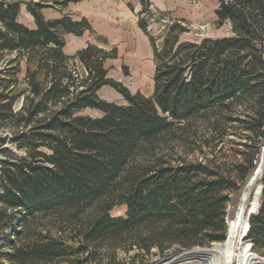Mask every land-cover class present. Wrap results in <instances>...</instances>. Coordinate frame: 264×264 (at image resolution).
I'll use <instances>...</instances> for the list:
<instances>
[{
  "label": "trees",
  "instance_id": "trees-1",
  "mask_svg": "<svg viewBox=\"0 0 264 264\" xmlns=\"http://www.w3.org/2000/svg\"><path fill=\"white\" fill-rule=\"evenodd\" d=\"M22 3L34 28L17 20ZM140 4L138 25L155 61L150 96L106 76L104 61L116 56L115 49L87 43L72 56L63 51L66 33L91 31L85 18L46 19L42 0H0V53H16V61L22 52L45 49L48 55L38 57L35 67L49 83L39 87L28 68L29 91L18 110L14 103L23 92L0 91V122L12 121L0 143L24 151L17 155L5 146L0 158V226L6 231L0 264L65 258L98 264L101 247L137 249L146 260L226 238L229 193L246 180L264 142V0H218L216 24L228 21L231 34L199 42L181 40L186 28L173 20L161 46L148 29L151 0ZM76 58L86 70L78 91L71 88L78 75L68 64ZM105 84L127 104L100 98ZM87 107L103 114H81ZM233 127L246 132L237 143L245 149L237 150L242 159L233 170L221 173L208 155ZM261 180L260 204L248 217L244 238L264 254V157ZM117 205L126 206L125 216L110 214Z\"/></svg>",
  "mask_w": 264,
  "mask_h": 264
},
{
  "label": "rangeland",
  "instance_id": "rangeland-1",
  "mask_svg": "<svg viewBox=\"0 0 264 264\" xmlns=\"http://www.w3.org/2000/svg\"><path fill=\"white\" fill-rule=\"evenodd\" d=\"M25 2L35 1V0H24ZM164 2V0H160ZM45 6L41 9L43 16L46 19H49L51 14H55V10L59 8H55L54 0H42ZM167 3L164 2L162 7L158 8L154 4L151 3V11L152 15L147 17L148 21V29L150 33L156 39V42L159 46H161L164 36L168 32V28L173 20L181 19L182 24L185 26L186 30L180 34V39L183 41H196L199 42L204 37H220L231 34V27L228 21L224 22L221 26H217L216 24V14L215 9L218 5V0H167ZM158 11L166 12L167 15L162 16L158 13ZM62 13L60 11L61 16ZM17 20L27 27L34 28V20L32 15L27 10V7L24 3L20 5V10L17 16ZM20 58L16 61H13V58L16 56V53H0V91L7 93L10 91V94H16L19 92H23L20 97L14 103V109L18 110L22 103L24 96L27 95L29 91V83L26 78L27 69L29 68L30 72H36V81L39 82V87H45L49 83L46 82V76L44 75L42 70H39L35 67L37 63V58L42 56L45 57L48 55V52L45 49H35L34 51H30L28 55L31 56L28 61L25 52H22ZM69 55V54H68ZM263 55H264V47H263ZM72 56V55H70ZM70 69L72 72L77 74V81L74 84L72 90L78 91L83 85H78L81 78L86 76V70L83 64L79 59H71L68 61ZM19 66V67H18ZM63 65H59L58 71L59 73L63 72ZM105 66L109 67L110 75L114 78H122L121 75L116 74L115 68L110 66L107 62ZM16 68V70H15ZM16 71V73H14ZM13 72V73H12ZM4 78V79H3ZM16 79L10 84L7 82L10 79ZM126 83V86L133 92L139 89L148 88L147 83L145 85H140L137 83L133 76L122 78ZM49 80V77L48 79ZM8 83V86L5 87V84ZM144 84V83H143ZM107 90H99L97 94L111 99V101L124 102L121 97H112L110 91ZM113 98V100H112ZM237 113L241 112V108L237 107ZM81 114H87L92 117H97L98 112L93 109H88L83 112L80 111ZM12 121L9 122H0V136H4L6 134L11 133ZM233 131L229 132L223 138V141L218 143L216 150L213 154L209 153L208 158H215L214 162L216 169L221 173L231 172L234 168V163L237 160L242 159V155L237 153L238 149L244 150L245 148L241 144H237L239 142H244L245 140V131L240 130L239 127H233ZM233 132V133H232ZM7 147L12 150L17 155H23L24 151L22 149H18L11 142H5L4 144L0 143V158L4 157V151H2L3 147ZM204 152H208L205 148ZM200 155V154H199ZM184 156V155H182ZM261 157H264V142L260 146V152L258 158L253 161L254 167L252 171L247 176L246 180L242 183H239L238 190L233 193H229L230 200L226 204L225 212V222L227 225V230L230 229L232 222L234 221L237 213L240 210L243 211V214L249 217L250 214L257 211L260 199H261V187H262V170L259 171L254 178H252L255 173ZM255 197V198H254ZM255 203V204H254ZM126 206L125 205H117L114 206L110 210V214L112 216H125ZM236 213V215H235ZM232 218V219H231ZM231 222V223H230ZM5 230L0 226V246L3 244V235L5 234ZM236 244V248L238 251L242 250V259L240 264H264V254L261 249H250L249 240L241 237L238 240V236L233 238ZM240 242V243H239ZM212 243L210 244V246ZM6 246V245H5ZM209 247V246H208ZM6 247L3 249L5 250ZM0 249V252L4 250ZM194 250V249H193ZM192 251V250H189ZM97 254V263L98 264H164V261L171 258V256H176L183 252H180L178 248H171L164 256H159L156 253H153L149 256V259L145 260V256L142 251L137 249L126 250L124 247H117L114 250H106L103 247L100 248V251ZM177 253V254H176ZM170 254V255H169ZM50 264H70L68 259L65 258L61 261H57L55 263ZM213 264H218L217 262Z\"/></svg>",
  "mask_w": 264,
  "mask_h": 264
},
{
  "label": "crops",
  "instance_id": "crops-1",
  "mask_svg": "<svg viewBox=\"0 0 264 264\" xmlns=\"http://www.w3.org/2000/svg\"><path fill=\"white\" fill-rule=\"evenodd\" d=\"M166 1L164 0L165 3H167ZM160 2V0H151V3L156 7L165 8L162 7L164 2ZM55 8L57 7L55 6ZM140 9V0H78L69 2L64 8L55 10V14H51L49 19L59 17L60 11L68 14L74 20L85 18L91 26V31L86 30L81 35L66 33L63 51L66 54L74 55L87 43H92L105 50L115 49L116 56L106 58L104 61L103 65L107 70L106 76L114 79L109 74V67L105 66L108 62L115 68L116 74H120L122 78L133 76L138 84L143 86L147 83L148 88L132 92L122 78L114 80L121 82L131 93L140 92L145 96H150L153 92L155 61L150 40L138 25ZM124 67L127 72H124ZM101 89L107 90L106 92L110 91L112 97H121L124 100V102L114 101V103L127 104L126 99L110 85L105 84L99 90ZM100 98L113 102L102 95ZM88 109L97 111V116L103 114L98 109L88 107L82 109L81 112Z\"/></svg>",
  "mask_w": 264,
  "mask_h": 264
},
{
  "label": "bare ground",
  "instance_id": "bare-ground-1",
  "mask_svg": "<svg viewBox=\"0 0 264 264\" xmlns=\"http://www.w3.org/2000/svg\"><path fill=\"white\" fill-rule=\"evenodd\" d=\"M246 225V216L243 214V211L240 210L232 222L224 240L214 242L207 248L198 247L192 251H185L176 256H171V258L164 261V264H213L215 262L218 264H240L242 259L241 252L243 249L238 251L233 238L234 236H238V240H240V238L243 237Z\"/></svg>",
  "mask_w": 264,
  "mask_h": 264
},
{
  "label": "water",
  "instance_id": "water-1",
  "mask_svg": "<svg viewBox=\"0 0 264 264\" xmlns=\"http://www.w3.org/2000/svg\"><path fill=\"white\" fill-rule=\"evenodd\" d=\"M262 163H263V157H261V159H260V162H259V165H258V167H257V169H256V171H255V173H254V175L252 176V178H254L255 176H256V174L259 172V171H261V168H262ZM248 227H249V221H248V217H247V225H246V228H245V230H244V232H243V237H245L246 236V230H248ZM249 245L251 246V243L249 242Z\"/></svg>",
  "mask_w": 264,
  "mask_h": 264
}]
</instances>
